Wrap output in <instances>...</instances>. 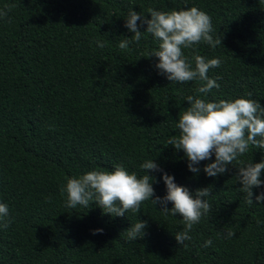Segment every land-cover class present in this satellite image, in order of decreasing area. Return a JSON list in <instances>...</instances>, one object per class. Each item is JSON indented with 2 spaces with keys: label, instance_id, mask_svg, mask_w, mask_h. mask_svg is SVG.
Wrapping results in <instances>:
<instances>
[{
  "label": "trees",
  "instance_id": "1",
  "mask_svg": "<svg viewBox=\"0 0 264 264\" xmlns=\"http://www.w3.org/2000/svg\"><path fill=\"white\" fill-rule=\"evenodd\" d=\"M8 7L0 19V203L11 224L0 228V264H264V201L249 205L236 176L264 160V149L250 146L213 178L202 169L214 155L200 162L197 175L183 150L168 144L180 135L188 96L245 98L264 107V0H0V10ZM191 7L211 18L214 38L222 37L221 46L182 49L192 67L196 55L221 61L208 73L219 88L203 94L204 81L177 83L160 74L159 58L150 56L159 40L151 34L127 50L118 46L132 40L130 10L148 19L149 8ZM148 160L193 196L211 189V212L193 226L187 247L175 240L182 217L150 200L123 217L95 202L66 206L61 190L69 178L118 165L140 178ZM162 172L146 170L160 197ZM261 191L253 188L254 196ZM138 221L147 223L145 235L129 242L126 230ZM229 230L235 235L224 238ZM207 240L212 244L204 247Z\"/></svg>",
  "mask_w": 264,
  "mask_h": 264
},
{
  "label": "clouds",
  "instance_id": "2",
  "mask_svg": "<svg viewBox=\"0 0 264 264\" xmlns=\"http://www.w3.org/2000/svg\"><path fill=\"white\" fill-rule=\"evenodd\" d=\"M11 8L0 10V19L8 17ZM150 18L130 10L125 19V27L133 35L132 40H122L121 50H127L132 41L139 43L144 32L159 40L158 50L150 56L159 58L155 67L160 74L171 82L183 83L193 80L204 81L199 93H208L213 88H219L216 80L210 79L211 69L220 66V59H206L203 56L194 57V67L184 57L182 49L204 42L212 47L221 46L222 37L214 38L211 18L196 7L185 10L162 12L149 8ZM10 22V20L8 21ZM146 25L143 31L140 28ZM98 47L104 44L97 42ZM189 107L179 116L176 127L180 130L178 138L168 141L176 150H183L187 158V168L193 174H199L201 161L211 160L204 165L202 171L208 177H217L229 171V166L237 158L248 152L249 147L264 149V107L256 100L237 98L235 100L206 102L193 96L186 97ZM144 175L140 178L135 173H129L122 166H116L114 171H89L80 177L69 178L62 188L66 193V206L76 208L77 205L88 208L95 202L104 213L111 216H125L126 212L138 213L143 202L160 206L165 214H179L184 222V230L175 235L178 245L187 247L184 242L191 240L189 232L198 224L202 216L211 212V205L206 197L211 195L209 187L198 189L193 196L184 186L174 182V177L163 173L153 160L145 161L140 166ZM146 170L162 172L161 179L166 187V195L156 196L152 186L154 177L146 174ZM264 172V160L259 163H249L237 170V181L245 193V200L253 205L264 201V191L253 194V188H261L264 181L260 179ZM203 198V199H202ZM171 202L172 207L167 204ZM11 224L9 208L0 203V228L7 229ZM147 223L138 221L126 230L129 242L145 235ZM103 229H95L92 234H102ZM219 235V234H218ZM235 233L229 230L224 238H231ZM207 240L204 247L211 246Z\"/></svg>",
  "mask_w": 264,
  "mask_h": 264
}]
</instances>
